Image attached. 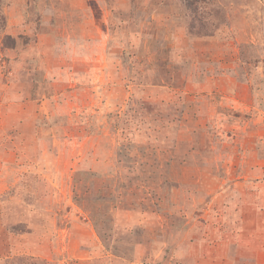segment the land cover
<instances>
[{
  "label": "rangeland",
  "instance_id": "374dc122",
  "mask_svg": "<svg viewBox=\"0 0 264 264\" xmlns=\"http://www.w3.org/2000/svg\"><path fill=\"white\" fill-rule=\"evenodd\" d=\"M195 4L1 0L0 264H264V0Z\"/></svg>",
  "mask_w": 264,
  "mask_h": 264
},
{
  "label": "trees",
  "instance_id": "16d2710c",
  "mask_svg": "<svg viewBox=\"0 0 264 264\" xmlns=\"http://www.w3.org/2000/svg\"><path fill=\"white\" fill-rule=\"evenodd\" d=\"M183 1H184V6L190 12V17H191V21L188 24V26H189L188 31L191 33L196 31V34L207 35L206 33L203 32V28L205 26L203 25L202 22H200V21H202L201 20L202 10L200 9L199 6H196V4H195L196 0H183ZM200 1L203 2V0H200ZM216 14H217V10H216ZM193 19H196L199 22V27L197 29L194 28ZM4 24H5V16L1 12V0H0V28H2L4 26ZM3 41H4V45L7 47H13L15 44V39L9 34H4ZM144 107H148V105H144ZM92 207L93 206H88V208H86V210L90 214V218L92 219L93 225H94L96 231L98 232V234L100 236H106L107 230H108V228L106 227V223L103 222L101 219L97 218V216H95V213H93Z\"/></svg>",
  "mask_w": 264,
  "mask_h": 264
}]
</instances>
